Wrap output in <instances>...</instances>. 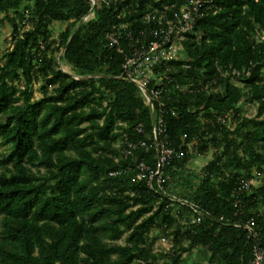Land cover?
Masks as SVG:
<instances>
[{
  "label": "trees",
  "instance_id": "obj_1",
  "mask_svg": "<svg viewBox=\"0 0 264 264\" xmlns=\"http://www.w3.org/2000/svg\"><path fill=\"white\" fill-rule=\"evenodd\" d=\"M185 1L99 2L68 43L88 0H0L13 33L0 56V146L10 150L0 161V264H249L256 239L264 245V179L242 191L240 204L235 194L254 168L264 174V0H213L183 42L191 68L174 61L172 73L184 84L215 82L209 91L170 92L168 141L197 144L165 166L163 189L137 178V163L156 167L154 146L120 154L123 133L152 141V119L138 86L118 78L123 55L105 34L137 27L151 7ZM54 21L67 22L61 62L77 76L110 77L64 72L51 56ZM39 78L43 95L34 99ZM247 102L256 105L252 117ZM210 149L196 175L190 161ZM250 218L256 239L244 227ZM154 230L173 235L171 252L154 251ZM195 250L206 257L184 261Z\"/></svg>",
  "mask_w": 264,
  "mask_h": 264
},
{
  "label": "built area",
  "instance_id": "obj_2",
  "mask_svg": "<svg viewBox=\"0 0 264 264\" xmlns=\"http://www.w3.org/2000/svg\"><path fill=\"white\" fill-rule=\"evenodd\" d=\"M90 2L91 13L84 17L88 20L93 15L95 6L102 1L117 0H88ZM213 6V0H186L181 3L178 9L176 4H163L154 6L145 11L138 17L137 27L132 24L112 25L105 34L107 45L115 48L123 55L122 73L118 76L121 79L135 83L140 89L146 104L153 110L151 127L152 141L145 140L139 143L130 142L128 136L123 133V143L120 146V154L128 156L138 146L145 148L155 147L157 151V164L151 169L143 161L137 163V178L147 177L149 188L158 185L163 189L165 182L164 168L173 160L182 159L185 154L191 153L197 141L188 142L179 149H175L168 141L167 126L165 118L168 114L175 115L176 110L172 107V96L170 92H197L209 91L211 84L215 81H190L181 83L172 73L173 62H182L181 66L190 69L191 65L187 60L183 42L192 39L191 34L197 20ZM234 74H239L234 71ZM121 125V122H118ZM138 132H143V125L140 123L135 126ZM187 137L186 134L183 135ZM113 174V173H111ZM260 176V175H259ZM257 176L243 179L240 181L235 194L236 203L240 204L242 191L255 183ZM261 180L264 176H260ZM260 180V179H259ZM260 182V181H259ZM165 193V191L163 190ZM169 195V194H168ZM171 200L177 198L169 195ZM181 204L189 205L196 213L195 221L200 220L201 213L195 206L186 201H179ZM244 227L249 232V238L256 239L257 232L254 228L253 218L248 219ZM249 264H264V245L257 241L252 248V260Z\"/></svg>",
  "mask_w": 264,
  "mask_h": 264
},
{
  "label": "rangeland",
  "instance_id": "obj_3",
  "mask_svg": "<svg viewBox=\"0 0 264 264\" xmlns=\"http://www.w3.org/2000/svg\"><path fill=\"white\" fill-rule=\"evenodd\" d=\"M12 15L14 16L13 13L11 14V16ZM66 26H67V22L54 21L51 24L50 28L53 31V35L51 38V41H52L51 42L52 44L51 56H52L53 61L58 62L59 65L61 63V65L64 67L65 70L69 71L70 73H73L71 68L68 65L61 62V57H60L62 50H63V48L60 46V33L66 28ZM12 35H13L12 25L4 17L3 13H1L0 14V56L5 51L11 48ZM43 85H44V80H42L41 78H39L38 80L34 82L32 86V92H33L34 99H38L43 95V89H42ZM243 113L248 117L254 116L256 113V105L247 102L244 106ZM231 127H234V124H232ZM212 150L213 149H210L206 155L198 156L194 158L192 161H190L191 171H193L196 175L199 174L201 167H203L206 164V162L211 158ZM9 152L10 150H8L7 148L0 146V161L2 159H7L9 156ZM10 164L11 162H9L8 160L7 165L9 166ZM253 172L255 176H257V178H255V180H257L255 183L257 184L261 183L262 180L260 176H264V174L260 175L255 168L253 169ZM262 210L264 211V206L262 207ZM153 234H155V239H154V244H153L154 251L171 252L173 235L166 236L163 232H159L157 230H154ZM123 240H124V237L121 239V242H123ZM182 256H183L184 261L191 263L198 259H204L206 257V253L203 250H195L193 252H184ZM166 260H167L166 257H162L158 260V264H164Z\"/></svg>",
  "mask_w": 264,
  "mask_h": 264
},
{
  "label": "water",
  "instance_id": "obj_4",
  "mask_svg": "<svg viewBox=\"0 0 264 264\" xmlns=\"http://www.w3.org/2000/svg\"><path fill=\"white\" fill-rule=\"evenodd\" d=\"M92 9H93V8H91V9L89 10L88 14L92 12ZM85 20H86V17L81 18V20H80V21L78 22V24L75 26V28L73 29V31H72V33H71V35H70V37H69L68 43L71 41V39L73 38V36H74L75 32L77 31V29L81 26V24H82ZM68 43H67V45H68ZM67 45H66V46H67ZM66 46L63 48L61 55H62L63 52L65 51ZM60 57H61V56H60ZM60 68H61L64 72L70 74L71 76H73L74 78L79 79V80H80V79H88V78L110 77V76H108V75H102V74H91V75H85V76H77V75H75V74H73V73H70L69 71L65 70L64 67L61 65V63H60ZM118 78H119V77H118ZM149 111H150L151 119H153V110H152L151 108H149Z\"/></svg>",
  "mask_w": 264,
  "mask_h": 264
}]
</instances>
